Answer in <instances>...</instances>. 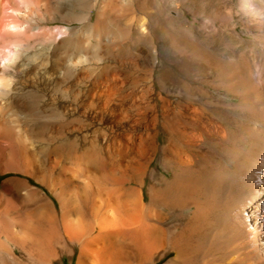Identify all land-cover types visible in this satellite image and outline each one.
<instances>
[{
  "label": "bare ground",
  "instance_id": "bare-ground-1",
  "mask_svg": "<svg viewBox=\"0 0 264 264\" xmlns=\"http://www.w3.org/2000/svg\"><path fill=\"white\" fill-rule=\"evenodd\" d=\"M26 2L21 9L0 0V50L20 45L7 73L14 83L0 89V174L26 176L47 191L23 178L2 181L0 264H49L57 238L76 246L77 264H264V0H239L258 41L242 63L197 53L222 64L225 85L242 95L241 130L202 100L204 79L217 72L200 61L197 85L170 80L158 93L151 71L123 80L83 53L58 51L52 61L70 46V0ZM104 6L95 19H79L82 35L110 36L116 5ZM8 7L26 15L12 17ZM143 19L136 27L146 35ZM9 22L28 27L7 31ZM53 22L60 39L43 30ZM32 113L56 119L63 134L35 135L24 122Z\"/></svg>",
  "mask_w": 264,
  "mask_h": 264
},
{
  "label": "rangeland",
  "instance_id": "rangeland-1",
  "mask_svg": "<svg viewBox=\"0 0 264 264\" xmlns=\"http://www.w3.org/2000/svg\"><path fill=\"white\" fill-rule=\"evenodd\" d=\"M108 1L70 0V5L65 11L70 16V23L67 25L71 29L73 28V34L67 37L68 41H70V46H68V49L64 46L54 52L55 55L53 54L52 61L57 60L56 54L58 53L57 57L83 53L90 57L92 62H96L98 65L102 64L100 67H106L105 73L107 75L118 71H120L119 73L123 72L121 74L123 80H131L137 71H151L152 78H150L156 86V93L161 88L166 87L170 80L174 82L184 80L193 86L197 85L195 83L196 74L194 73V67L199 65L200 61L201 67L204 69L209 70L211 68L217 72L216 76L204 79L205 91L202 100L216 106L222 114H225L222 116L225 121L233 123L235 126L237 125L236 129H242L239 125V113L243 108V105L240 104L243 101L241 99L242 95L225 85L226 81L223 75L226 69L221 67L222 64L211 62L212 59H207L206 61L197 57L199 56L198 52L205 53L206 51V53H212L214 56L220 57V59L230 57L242 63L245 58V52L252 53L256 50L258 41L255 37V32L247 27L246 16L241 13L239 0H127V5L124 6L120 3L123 0H112L116 8L113 9V19L115 21L111 28L110 36L108 38L93 37L89 33L82 35L86 24L79 19H84L88 14H92L94 16L93 19H95L104 9V5L107 6ZM115 10L117 11L115 12ZM139 18H145L143 20L146 23H144L147 28L146 35L139 32V26L136 27L137 19ZM132 23H135L134 31H122L124 29L122 27ZM58 25L56 22L49 23L44 27L46 30L44 28L43 30L48 32V29H50L60 39L61 35ZM113 29L115 30L113 31ZM43 36L32 39L31 43H43V40L45 42L49 38L48 34ZM173 37L175 41L177 40L175 44H171ZM81 38L84 43L80 48L78 40ZM177 46L180 48L177 49ZM101 52L102 55H100ZM62 53L64 54L62 55ZM221 71H224L223 74H221ZM131 88L133 87L131 86ZM136 89L144 92L146 83L139 82L136 85ZM36 116L32 113L24 118L25 124H30L27 125L35 135H40L42 129L44 130L43 132H51L50 134L54 133L56 136L63 134L64 126L56 119L47 122ZM32 121L33 124H31ZM53 153L57 157H62V154H65L60 153L56 148ZM66 160L67 163L71 162L70 159ZM10 178L29 180L32 188L36 187L44 193L47 191L43 185L37 184L33 179L31 180V178L14 173L0 174V187L2 181L10 180ZM53 243V247H56L57 252L54 253L53 258L49 259V264H77L78 249L76 246L73 248L68 243H60L58 238L54 239ZM165 261L166 258H163L157 264H165ZM37 263L39 262L35 264Z\"/></svg>",
  "mask_w": 264,
  "mask_h": 264
},
{
  "label": "clouds",
  "instance_id": "clouds-1",
  "mask_svg": "<svg viewBox=\"0 0 264 264\" xmlns=\"http://www.w3.org/2000/svg\"><path fill=\"white\" fill-rule=\"evenodd\" d=\"M16 3L21 9H27L28 3L26 0H16ZM7 6V5H6ZM8 15L12 17L25 16L26 12L20 11L16 8L8 7ZM28 27L27 24L11 23L9 22L6 29L7 31L22 33ZM20 48L19 44H13L9 48H4L0 50V89L9 90L11 89L14 79L7 75V73L13 70L14 65L18 62V50ZM78 64L87 63L86 58H82L77 62Z\"/></svg>",
  "mask_w": 264,
  "mask_h": 264
}]
</instances>
